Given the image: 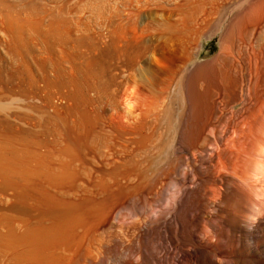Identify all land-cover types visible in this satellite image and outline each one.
I'll use <instances>...</instances> for the list:
<instances>
[{"label":"bare ground","instance_id":"obj_1","mask_svg":"<svg viewBox=\"0 0 264 264\" xmlns=\"http://www.w3.org/2000/svg\"><path fill=\"white\" fill-rule=\"evenodd\" d=\"M162 2L94 33L64 4L0 0V264H264V50L237 57L264 0H241L227 25L215 2L200 28L207 0ZM218 32L217 53L186 70ZM147 59V93L120 94ZM93 96L129 112L115 109L127 144L112 152ZM93 149L105 158L78 183Z\"/></svg>","mask_w":264,"mask_h":264},{"label":"rangeland","instance_id":"obj_2","mask_svg":"<svg viewBox=\"0 0 264 264\" xmlns=\"http://www.w3.org/2000/svg\"><path fill=\"white\" fill-rule=\"evenodd\" d=\"M9 1V0H8ZM11 2H13V1H17V2H21V0L19 1V0H10ZM51 1V2H50ZM82 1V0H81ZM80 0H79V2H78V0H47V1H45V0H42V2L45 4V6L47 7V8H49V6H50V8L49 9H55V7L54 6H58V7H60V6H63V4L64 5H66V6H68L69 7V9H70V13H71V16H73L74 17V21H76L75 23H79L80 24V26L82 27V25H84V23H88V21H89V23H88V26H89V28L91 29V32H94V33H101L102 32V25H103V22H104V17H106V18H109V19H112L113 17H115L116 18V15H123L124 13V15H126V13H127V15H129V14H131V13H129V11L130 12H132L133 14H135V12H137L136 13V15H139L140 14V16L141 15H143V14H145V13H147V11H149V10H151L152 8H154V7H157V5L159 6L160 4H161V1H163L162 2V4H166L167 3V5L168 6H178V5H180V4H178V2H180V3H183V1L184 0H174V1H171V0H152V2H151V0H98V1H100V2H102L103 3V1H104V3L103 4H106V6H107V9H106V12H105V16L103 17V16H95V15H93L94 16V20H96V21H94V20H92L93 19V16L91 15V8L90 9H88L89 7H80V6H78L77 5V3H80L81 2ZM89 2V0H83L82 2ZM91 1V0H90ZM92 1H94V0H92ZM148 2V3H146V6H147V4H148V6L146 7L145 5L143 6V4H145V2ZM167 1V2H166ZM176 1V2H175ZM222 3H221V2ZM241 0H219V2L216 0V1H212V0H207V2L209 3L208 5L206 4L202 9H204L203 11H204V13L202 14V9L198 12V16H196L197 17V20H196V22H198L199 24H197V27L199 26V28L201 27V26H204V25H206L204 22H206L207 21V19L206 18H208L209 16H215V15H212L211 13H214V12H212V11H216V10H213L211 7H213L214 6V3H215V8H218V9H220V11L222 12L224 9V12L226 11V17H225V21H224V25H227V23H229V21L231 20V18L234 16V14H237L238 12H240L241 10H242V8H243V6H242V8H240L241 6H239L240 4H241V2H240ZM243 1V0H242ZM55 2H56V4H55ZM67 2V3H66ZM107 2H108V4H107ZM113 2V3H112ZM134 4H133V3ZM150 2V3H149ZM172 2H174V3H172ZM233 2V3H232ZM131 3V4H130ZM141 3V4H140ZM212 3H213V5H212ZM217 3H219V4H217ZM226 3V4H225ZM50 4V5H49ZM62 4V5H61ZM74 4V5H73ZM109 4H110V6H109ZM130 4V5H129ZM137 4V6H135ZM157 4V5H156ZM210 4L212 5V6H210ZM232 4V5H231ZM249 4V3H248ZM52 5V6H51ZM73 5V6H72ZM130 7H128V6ZM217 5H218V7H217ZM75 6H77V8L75 7ZM134 6V7H133ZM141 6H143V7H141ZM209 6H210V8H209ZM221 6V7H220ZM223 6V7H222ZM230 6V7H229ZM54 7V8H53ZM57 7V8H58ZM71 7V8H70ZM111 7V8H110ZM118 7V8H117ZM138 7V8H137ZM140 7V8H139ZM220 7V8H219ZM226 7H227V10H226ZM237 7V8H236ZM72 8H73V10H72ZM85 8H87V9H85ZM143 10H142V9ZM208 8V9H207ZM75 9V10H74ZM82 9V10H81ZM120 9V10H119ZM125 9V10H124ZM128 9H130V10H128ZM136 9H138V11L136 10ZM212 9V10H211ZM241 9V10H240ZM79 10V11H78ZM108 10V11H107ZM118 10L120 11V12H118ZM132 10V11H131ZM134 10H136V11H134ZM205 10H208L207 12H205ZM211 11V13H210V11ZM239 10V11H238ZM71 11H73V13L71 12ZM78 12V13H76V12ZM81 11V12H80ZM110 11V12H109ZM125 11V12H124ZM116 12H118V14L116 13ZM140 12V13H139ZM143 12H145V13H143ZM234 12V13H233ZM75 13V14H74ZM90 13V14H89ZM120 13V14H119ZM129 13V14H128ZM206 13V14H205ZM109 14V15H108ZM116 14V15H115ZM201 14V15H200ZM77 15H80V16H77ZM203 15V16H202ZM206 15L208 16V17H206ZM111 16V17H110ZM76 17H78V18H76ZM83 17V18H82ZM89 18L88 20H87V18ZM100 17H101V20H100ZM119 17H121L120 19H123L122 17L123 16H119ZM201 17V19L199 20V18ZM97 18H99V19H97ZM105 18V19H106ZM205 18V20H203ZM210 18V17H209ZM77 19V20H76ZM80 19V20H79ZM82 19V20H81ZM92 20V22H91V20ZM112 20H114V19H112ZM262 21L264 20L263 18L261 19ZM261 20H260V23L261 24H257V26H256V29L255 30H257V32L254 30V37L252 36L251 38V41H253V43L250 41V40H248V41H246L247 42V44H246V42L245 43H243V44H241V46H240V50H239V52H241V53H238V59L239 60H241V63H242V56H243V53L245 52V50H247V49H249V50H252V46L254 45V48H262V49H260L261 51H263L264 50V40H261L260 42V44L258 45L257 44V38L259 37V35L261 34V32L263 33L262 35H264V21L263 22H261ZM94 21V22H93ZM82 22V23H81ZM100 22V23H99ZM77 23V25L79 26V24ZM97 23V24H96ZM204 23V24H203ZM259 23V22H258ZM90 24V25H89ZM100 25V27H99V25ZM203 24V25H202ZM79 26V27H80ZM94 26V27H93ZM99 27V28H98ZM99 32H98V31ZM256 32V33H255ZM220 35H221V33L220 32H218V33H216V34H210V36H204L203 37V41H202V46H201V51H200V53L201 54H199V56L197 57V58H195V59H193V60H191V61H189L188 62V66H187V68H186V70H189L191 67H193V66H195V64H197L198 62H199V60L200 61H202V60H206V59H208V58H211L213 55H215L216 53H217V51L219 50V38H220ZM250 42V43H249ZM262 42H263V44H262ZM251 43H252V45H251ZM36 44V43H35ZM262 44V45H261ZM37 45V44H36ZM242 45H243V47H242ZM247 45V46H246ZM250 45V46H249ZM262 46V47H261ZM247 47V48H246ZM252 47V48H251ZM241 48H242V50H241ZM243 52V53H242ZM38 53H39V55H38ZM36 55H33L32 57H36L37 55V57H41V56H43V53L42 52H38ZM41 54V55H40ZM47 54V55H46ZM48 55H51V53H48V52H46L45 54H44V56L46 57V56H48ZM239 55L241 56V57H239ZM149 59H147L145 62H143L142 64H141V66L140 67H137L135 70H137V71H133L132 73H130L126 78H125V81H124V85H123V87L125 88H123L122 87V91H120V94L121 93H123L125 90H126V88L128 87V85L130 86L131 84V82L132 81H134V84L136 85H139V87L137 88V86L135 87V88H137V89H139L141 86L143 87H141L140 89L141 90H143V91H145V92H143L144 94L145 93H147V91L149 90L148 88V85H146L145 83L147 82V80H145V79H147V78H149V77H147V78H143V76L145 75V76H148L147 74H145L146 73V71H144L142 68L144 67V69H145V67H147V66H149L148 64H149ZM187 61V60H186ZM147 63V64H146ZM144 65V66H143ZM142 67V68H141ZM140 69V70H139ZM243 70V69H242ZM240 71V73L241 72H243L244 73V70L243 71ZM140 71V72H139ZM141 71H144L145 73H143V76L140 74L141 73ZM136 72V73H135ZM138 72V73H137ZM134 73H135V76L137 75V76H140L141 75V77H142V79H140L141 77H138L139 78V80H136L135 79V77H134ZM132 74H133V76H132ZM144 76V77H145ZM131 77V78H130ZM130 78V80H128ZM134 78V79H133ZM137 78V79H138ZM135 80L138 82V81H140V82H138V83H135ZM142 80V81H141ZM129 81V82H128ZM144 81H146V82H144ZM126 82V83H125ZM144 82V83H143ZM128 83V84H127ZM142 83H143V85H142ZM134 84H132L131 86H133ZM144 84L146 85V86H144ZM13 85L14 84H11L10 86L11 87H13ZM127 85V86H126ZM141 85V86H140ZM15 86L16 85H14V88H15ZM146 88V89H145ZM2 90L0 89V92H1ZM92 93V92H91ZM119 97V96H118ZM91 98V97H90ZM97 99H99V98H96L95 96H93V99L91 98V104H93V105H91L93 108L92 109H94V111L97 113H101V117H102V114H103V116H105V117H103L102 118V120L103 121H106V122H104V123H102L103 121L101 120V122H100V124L99 125H96V130L97 131H99V129L102 131H104V128H105V130H106V134L109 136V140L106 142V150H109L111 147V150H109L110 152H112V149L114 148V146H116V145H121V146H124V145H126L127 143H126V138H125V136H122L121 138H120V135H118V132H115V131H117V129L115 128V126L116 125H114L116 122H115V120L114 121H112L113 120V116H115V113L116 114H118L117 113V111L115 112V109L116 110H120L122 107L124 108V106H123V104L120 106V103L119 102H117V105H115L114 107L111 105L110 107H109V105L107 106V104L106 105H104V103H102V102H104V101H106L105 99L104 100H97ZM118 100V99H117ZM102 101V102H101ZM119 101H120V99H119ZM93 102V103H92ZM97 102V103H96ZM95 103V104H94ZM118 103H119V106H118ZM101 104V105H100ZM97 105V106H96ZM94 106H95V108H94ZM102 108H104V109H102ZM98 107V108H97ZM121 107V108H120ZM108 108H110V109H108ZM112 108V109H111ZM114 108V109H113ZM118 108V109H117ZM123 108H122V110H123ZM97 109H99L98 111H96ZM101 110H103V111H101ZM119 110H118V112H119ZM122 110H120V114H121V112H122ZM127 111V112H125V113H127V115H129V112H128V110L126 109V108H124V111ZM108 111V112H107ZM109 112H111V113H109ZM115 112V113H114ZM107 113H108V115H107ZM113 113V114H112ZM122 113H124V112H122ZM125 113L123 114V115H125ZM136 113H137V111H136ZM104 114H106V115H104ZM110 114V115H109ZM106 117H107V119H106ZM113 117V118H112ZM111 119V120H110ZM117 120V119H116ZM108 121V122H107ZM111 122H112V125H114L113 127H112V125H111ZM28 123V122H27ZM106 123V124H105ZM101 124H103V125H101ZM105 124V125H104ZM105 126V127H104ZM109 126H110V128H109ZM104 127V128H103ZM112 128V129H111ZM114 128V129H113ZM107 129H110V130H112V132L109 130V133H107L108 132V130ZM116 133V134H115ZM112 134V135H111ZM114 134V135H113ZM117 135V136H116ZM113 136V137H112ZM111 138H112V141H111ZM121 139V141H120V139ZM122 138H123V140H122ZM169 137L168 136H166V139H168ZM113 139H115V140H113ZM117 139V140H116ZM165 139V140H166ZM114 141V145H113V142ZM115 141H117V142H115ZM123 141V142H122ZM172 141H173V138H171V139H169V141L167 142V145L166 146H169L170 148H172V146H174L175 144H174V141H173V144H172ZM110 142V143H109ZM120 142V143H119ZM116 143V144H115ZM121 143H123V145L121 144ZM172 144V145H171ZM112 145V146H111ZM97 146V145H96ZM98 146H100V145H98ZM101 146H104V145H101ZM109 147V149H107L108 147ZM95 151V152H94ZM98 150H89V151H87V152H89L88 153V157H87V154H84V156H83V158H82V163H83V160H84V163H83V167L85 168L84 169V171H83V173H81L80 174V178L81 177H84V176H86V177H84V179L83 180H81V179H79L78 178V183L80 182L81 184L83 183V182H87V183H85L86 185H88V184H92L93 182V180H94V175H96V173H97V171H98V169L100 168V166H101V164H102V162H103V160H104V158L105 157H103L102 156V152L101 151H98ZM86 152V153H87ZM93 154L95 155V160H93V158H94V156H93ZM97 155V156H96ZM101 156H102V158H101ZM86 157V158H85ZM92 157V158H91ZM110 158V157H109ZM108 158V159H109ZM96 159L98 160V162H101L100 164L96 161ZM103 159V160H102ZM85 160H91V161H85ZM96 161V163H94ZM87 162V163H86ZM84 164H86L85 166H84ZM90 166H91V168H90ZM93 166H94V168H93ZM97 166V167H96ZM88 168H90V169H88ZM93 168V169H92ZM96 169V171H94ZM87 170V171H86ZM90 170L93 172V173H91L90 172ZM89 173V175L87 174L86 175V173ZM84 173H85V175H84ZM93 174V175H92ZM93 177H91V176ZM90 177H91V180H90ZM81 181H83V182H81ZM91 182V183H90ZM84 184V183H83Z\"/></svg>","mask_w":264,"mask_h":264}]
</instances>
